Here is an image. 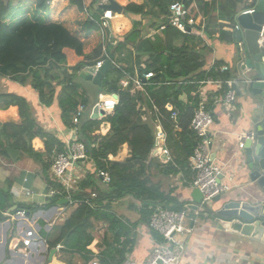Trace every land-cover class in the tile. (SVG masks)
Listing matches in <instances>:
<instances>
[{
    "label": "trees",
    "instance_id": "trees-1",
    "mask_svg": "<svg viewBox=\"0 0 264 264\" xmlns=\"http://www.w3.org/2000/svg\"><path fill=\"white\" fill-rule=\"evenodd\" d=\"M47 1L38 0L37 10L47 9ZM138 1L124 0L121 4L124 15L154 17L155 20L149 23L155 32L150 36L143 34V21L134 20L132 29L124 34L123 39L115 40V44H111L108 50L113 58L116 53L121 55L127 51L126 67L123 65L127 71L141 74L152 72L154 77L144 82L145 91L134 89L132 84L122 89L120 80L123 72L114 65L103 75L101 84H97L95 94L117 96L119 103L112 113L95 119L89 116L77 125L78 140L86 142L88 161L93 162L95 170L88 172L79 181V190L74 193V199L81 202L59 227L58 237L50 242V247L56 248L64 241V250L79 254L84 264L95 261L123 264L127 252L131 251L136 241V224L116 214L113 207L115 201L127 197L135 200L142 206L139 211L148 224L155 204L179 211L184 209L183 203L171 193L165 192L160 181L154 180L152 171L155 169L160 175L167 176L181 169L190 170L189 158L197 144V134L191 128V122L201 103L200 82L208 78H230L228 72H221L224 61H217L208 71L203 70L205 56L202 50H207L204 38L200 34L184 33L170 24L171 4L182 2L187 15L197 20V28H201L207 37H218L228 42L233 41V33L224 27L235 25L240 11L248 7L247 0ZM257 1L254 0V3ZM70 2L77 5L79 11L85 10L83 0ZM13 9L12 0H0V74L10 75L13 80L21 83L30 82L45 106L53 104L55 90L60 87L58 101L61 117L67 126H74L73 115L79 105L87 106L90 103V98L85 96L84 91H80L77 77L86 80L82 69L96 65L102 48L96 49L94 55L86 56L83 42L66 27L59 23L45 24L36 15L33 19L20 18L8 22ZM201 18H206V23ZM163 24L165 28L161 29ZM85 27L88 32L99 30V26L90 19L86 20ZM68 50L71 54L68 61L71 59L69 62H72L74 57L76 61L71 66L67 62ZM181 79H184L183 84L168 83ZM223 90L225 92L227 87L224 86ZM168 104L172 106L170 110L166 107ZM155 105L158 112L154 116L161 119L167 132L166 142L173 154V163L166 165L159 157H152L156 137L151 122H142L136 118L147 112L145 109H154ZM10 106L18 107L19 119L0 120L1 154L14 162L25 157L32 158L41 166L47 189L64 190L60 183L51 181L50 170L56 155L66 150V143L39 125L24 97L0 93V109ZM174 110L178 112L177 121L171 119ZM104 122L110 123L111 131L101 138L96 133ZM37 137L44 142L43 151L34 147L33 141ZM124 144L130 147L129 157L124 160L109 158L117 155ZM99 170H107L111 175L106 188L98 183ZM12 184L8 180L6 188L0 187V220L3 218L2 212L13 205L10 191ZM95 190L98 197L93 199L90 194ZM62 196L57 194L50 197L45 206L49 208L57 204ZM39 207L19 203L17 209L32 213ZM205 212L208 214L207 210ZM97 222H101L106 229L97 242L98 252H94L90 246L96 239L93 231L98 228ZM152 234L159 242L162 241L156 231L152 230Z\"/></svg>",
    "mask_w": 264,
    "mask_h": 264
},
{
    "label": "crops",
    "instance_id": "crops-1",
    "mask_svg": "<svg viewBox=\"0 0 264 264\" xmlns=\"http://www.w3.org/2000/svg\"><path fill=\"white\" fill-rule=\"evenodd\" d=\"M12 1L13 6L16 8L13 9V14L9 17L8 22H13L20 18L33 19L36 15L45 24H62L71 34L78 37L83 42V50L86 56L94 55L96 49L99 47L102 48L101 55L97 60L102 57V54L104 58L103 46H107V52L109 53V46L115 44V40L123 39L124 34L132 29L134 20L144 21L141 27V29L144 30L145 22H147L146 19L150 17V15L143 16L136 14L125 16L124 9L122 13L115 11L116 14L111 19V37L107 39L105 31L97 22L94 21V23L99 26V30L88 32L85 27L87 19L92 20V18H94L98 20L102 17L103 12L106 10L101 8V5L104 4V0H83L85 6L83 12L79 11L77 5L72 4L70 0H48V8L42 11L37 10L38 0ZM116 1L121 5L124 0ZM138 2L142 1L139 0ZM248 3L249 0H247V5ZM95 5H97V7H95ZM128 17H130L131 22ZM201 19L206 23V18ZM233 26H225L224 29L231 32L229 28ZM147 27L149 29L148 31H151L147 36H150L155 32V29L151 28L149 21ZM202 38H204V42L207 45V50H202L205 56L203 70L208 71L217 61H224V65L230 67V70L227 71L230 78L238 81L236 85L237 99L232 107L226 106L223 102L224 86L200 83L199 89L201 102H205L208 105L214 117V122L209 130V137L211 138V156L213 155L214 161L223 168V175L220 181L230 186V189L222 194L223 199L225 200V198L228 199L230 197L238 198L254 191V188H250L252 184L246 171L242 170L245 168V163L244 158L239 152L242 138L252 132L253 126L263 109V99L260 96L254 95L241 77V72L243 70L240 55L238 56L240 53V46L234 41V35L232 42L223 41L218 37L212 39L207 37L206 34H204ZM198 48L202 49V46ZM67 53L68 65H74L76 62L74 61L75 57L72 62H69L68 59L71 54L69 50ZM109 55L126 70L125 63L127 61V51L121 55L116 53L114 58L111 56V53H109ZM124 57L125 59H120ZM121 61L123 63H121ZM86 68L83 69L84 71H82V73L86 72ZM130 73L134 75L137 72ZM124 76L125 74L123 73L121 78ZM257 78H260V76L258 75ZM85 81L87 85H83L84 87H81L80 91H84L85 96L90 98V100L94 96L93 100H95V103L94 101H90L89 103V105L94 103L88 114L92 116L91 113H93L95 105L99 102L96 101L97 98L95 99L97 96V94H95L96 90H92V86H97V84L88 79ZM0 83L3 84V86L0 87V93L15 94L24 97L28 101L32 115L39 125L43 127L45 131L55 134L59 139L65 142L67 146L71 130L74 126H67L61 117L62 111L58 101L60 87H57L55 90L53 104L51 106H45L40 101L38 91L32 87L30 82L21 83L13 80L10 75L0 74ZM107 96H110V94H99V98L101 97V99ZM166 107H168L169 110L172 108L171 104H168ZM145 110L147 112L137 115L136 118L142 122L155 123V137L156 132L159 130L167 133L163 128L161 119L154 116V110ZM87 112L88 108L86 106L83 118L87 115ZM17 119H19L17 106L0 109V120L8 121ZM102 125L103 130L110 128V123L108 122H104ZM35 141H39L43 151V140L37 137L34 139L33 144H35ZM163 144L168 147L166 141H160L159 147ZM124 147H127L126 150L128 151L120 153ZM129 156V145L124 144L114 157L119 160H124ZM152 157H159L164 165L173 163L172 151L171 159L168 160L167 158H163L159 149L155 147ZM81 162L84 168L81 169L78 174H83L85 168L91 172L95 170H92L91 167L93 162L87 160ZM81 166L82 165H80V167ZM157 174L159 179L155 181H160L163 190L171 193L174 198L180 203H183L184 209L189 208L188 213H191L189 219L194 228V232L184 236L187 249L181 264H264V256H261L260 253L256 251L252 243L248 240H242L239 234L224 229L219 224L212 221L205 212L206 209L199 207L198 210H195L190 207L195 203L193 197L195 188H193L191 184L193 176L191 169L187 171L181 169L178 173H170L167 176L160 175L159 173ZM8 180L13 182L10 187L11 202L13 205L2 212L3 218L0 220V264H84L85 261L79 254H71L64 250V241L57 245V252L52 257L51 250L54 248L50 247V242H53L58 237L60 232L58 231L59 227L63 225L65 220L79 204L70 202L62 197L57 204L48 208L45 205L49 201V197L46 196L49 190L47 189V183L41 173V166L30 157H25L14 162L3 156L0 152V187L6 188ZM100 186L106 188L107 184L102 182ZM95 192L97 191L95 190ZM66 200L67 202H65ZM212 202L208 205L212 204ZM19 203L40 207L35 212L31 213L25 211V216H20L18 214L19 210L17 209ZM208 205H206V207ZM220 205H222V202L213 203L212 208L217 209ZM113 207L116 214L122 219L136 224L134 226L136 241L131 251L127 252L125 261L127 259H134L136 262L142 263L154 246L159 243V240L152 234L153 229L148 223L144 222L140 214L139 209L142 208V206L138 205L132 198L127 197L115 201ZM33 229L35 230L33 244L26 246L23 240L27 236V231ZM98 240L99 239L96 238L90 246V249L94 252H98L96 248Z\"/></svg>",
    "mask_w": 264,
    "mask_h": 264
},
{
    "label": "built area",
    "instance_id": "built-area-1",
    "mask_svg": "<svg viewBox=\"0 0 264 264\" xmlns=\"http://www.w3.org/2000/svg\"><path fill=\"white\" fill-rule=\"evenodd\" d=\"M254 3V0H249L248 7L240 11L241 14H254L258 11V5ZM170 11L172 17L170 19V24L178 28L184 33H193L197 28V20L191 16L187 15V10L182 2L172 3L170 6ZM116 14L112 9H106L100 19H94L100 27L105 31L106 38L110 39L111 34V19ZM165 25L161 27L164 29ZM233 35L242 30L239 23L235 24L233 27L229 28ZM102 30V31H103ZM240 46V50L244 47V38L237 42ZM259 45L264 47V23L261 26ZM104 58L102 57L98 60L96 66L99 69L104 65L106 61H110L112 65L122 70L125 74L120 80V85L122 89H127L131 84L136 90H144V82L148 81L150 78L154 77V73L149 72L141 74L140 72L132 75L130 72L126 71L121 67L116 60H113L109 53L107 52V46H103ZM230 70L228 65L221 67V72H227ZM169 84L180 83L183 84V79L179 81L168 82ZM201 84H217L219 86H226L227 90L224 92L223 102L226 106L232 107L237 99L236 85L238 81L236 79H213L208 78L205 81H201ZM119 103V98L117 96H107L102 98L96 105H99V109L103 110L105 114L112 113ZM86 106L79 105L75 115H73L74 127L71 130L70 138L67 142L66 150L64 152L58 153L55 157L54 163L50 170V177L52 182L60 183L64 190H57L51 188L47 197H52L57 194L63 195L62 197L70 202H76L80 204L81 201L74 199V193L79 190V181H81L90 170L85 168L83 174H78L84 165L82 160L85 161L89 159V153L86 149V144L78 140V127L80 121L82 120ZM154 112H158V108L154 106ZM178 112L173 111L171 119L177 121ZM159 118V117H158ZM214 122V117L205 102H201L199 107L196 109L194 117L191 122V128L197 134V144L194 148V152L190 157L189 167L193 173L192 176V187L197 188L202 193V201L199 207L202 209L211 203L213 199L222 195L230 189V186L224 184L220 181L223 175V168L214 161L211 156L210 146L211 138L209 137V130ZM167 134L159 130L156 132L155 147L159 149L161 154H164L168 160L171 159L170 149L163 144L159 147L160 141H166ZM244 147V143H240V148ZM80 165H82L80 167ZM98 176L101 177L102 182L109 184L111 181V175L107 170H99ZM90 197L95 199L98 197V192H92ZM87 201H90L89 199ZM189 208H185L181 211L174 210L169 206L157 204L153 206L152 213L150 215L149 225L150 227L157 231L162 236V241L157 243L146 259L142 263L136 262L134 259H127L123 264H181L185 251L187 249V243L184 240V236L192 234L194 228L190 223L188 217ZM18 214L20 216H25L24 210H19ZM35 235V230L27 231V236L24 238L23 242L26 246L33 244V236ZM60 247V245H59ZM92 264H101L99 261H95Z\"/></svg>",
    "mask_w": 264,
    "mask_h": 264
},
{
    "label": "water",
    "instance_id": "water-1",
    "mask_svg": "<svg viewBox=\"0 0 264 264\" xmlns=\"http://www.w3.org/2000/svg\"><path fill=\"white\" fill-rule=\"evenodd\" d=\"M105 1L108 3L101 5V8L122 13L123 6L117 1ZM238 23L242 30L234 34V41L240 42L244 38V47L239 53L243 70L241 77L248 89L263 99L264 104V47L259 45L261 26L264 23V0H260L256 13L239 15ZM111 67V63L107 61L99 69L95 65L87 67L83 75L93 83L101 84L103 75ZM258 75L260 78H257ZM101 114L105 112L99 109V105H95L91 117L99 118ZM242 142L244 147L239 152L245 163V168L242 170L246 171L252 184L250 188H254V191L248 195L225 198V200L223 195H218L213 199L212 204L203 209L208 211L212 221L224 229L239 234L242 240H248L256 251L264 256V105L252 132L243 137ZM162 157L167 158L164 154ZM193 197L195 203L190 207L198 210L203 195L196 188ZM218 202H222V205L213 209V203ZM56 252V248L52 249L51 257Z\"/></svg>",
    "mask_w": 264,
    "mask_h": 264
},
{
    "label": "rangeland",
    "instance_id": "rangeland-1",
    "mask_svg": "<svg viewBox=\"0 0 264 264\" xmlns=\"http://www.w3.org/2000/svg\"><path fill=\"white\" fill-rule=\"evenodd\" d=\"M14 1H16V0H14ZM13 2V1H12ZM14 8H16V7H14ZM12 14H13V12H12ZM129 19H130V17H128ZM151 20H155V18L154 17H152V16H150L149 17V19H146V21L147 22H145V27H144V30H143V34H145V35H147V34H149V32H151V31H148L149 29H148V21L150 22ZM116 21H118V20H116ZM130 22H131V19H130ZM155 22H158V20H156ZM143 23H144V21H143ZM203 23H205L204 22V20H203ZM193 34H200L201 35V37H203L204 36V31L203 30H201V28H196L194 31H193ZM238 56H239V54H238ZM70 57V56H69ZM69 61H71V59L69 60ZM130 65V64H129ZM83 70V69H82ZM10 71V70H9ZM84 71V70H83ZM72 72V69L70 70V73ZM79 78V79H78ZM77 79H78V82L79 81H81V82H79L80 83V85H81V87H84L83 85H87L86 84V81L84 80V79H81L80 77H77ZM82 83V84H81ZM1 86H3V84L2 83H0V87ZM56 87H57V85H56ZM96 88V86H92V90L93 89H95ZM1 92H3V91H1ZM99 94L100 93H98V95L95 97V99H96V101H100V99H101V97L99 98ZM93 98H94V96H93ZM93 98L90 100V101H94V103H95V100H93ZM94 103H91V105H87V108H88V112H87V115H85V117H84V119H82L81 120V122L83 121V120H85L86 118H88L89 117V111L92 109V106H93V104ZM92 112V111H91ZM92 114V113H91ZM103 116V114H101L100 115V117H102ZM151 124H152V126L154 127V126H156L155 125V123H153V122H151ZM111 130H110V128H107V129H105V130H103V125H101V128H100V130L96 133V134H100L101 135V138H102V136H104V135H106L107 133H109ZM101 138H99V140L101 139ZM85 142V141H84ZM44 143V142H43ZM85 144H86V142H85ZM35 146V148L37 149V150H41L42 151V148H41V146H40V143H39V141H35V144H34ZM126 148L127 147H124V148H122V151L120 152V153H122V152H124V151H128V150H126ZM130 148V147H129ZM115 155H111V156H109V158L111 157V159L112 160H119V159H116V157H114ZM91 167H92V170H94L95 169V166H94V164H92L91 165ZM152 173H153V178H154V180H157V179H159V177H158V172H157V170H153L152 171ZM98 183H100V184H102V179L100 178V177H98ZM191 216V213H188V217H190ZM97 230H94L93 232H94V235H95V237L97 238V239H100V237H102V235H103V233H104V231H105V226H103V224L100 222H97ZM104 230V231H103Z\"/></svg>",
    "mask_w": 264,
    "mask_h": 264
},
{
    "label": "clouds",
    "instance_id": "clouds-1",
    "mask_svg": "<svg viewBox=\"0 0 264 264\" xmlns=\"http://www.w3.org/2000/svg\"><path fill=\"white\" fill-rule=\"evenodd\" d=\"M97 62H98V60H97ZM106 62H107V61H106ZM106 62H105V63H106ZM109 62H110V61H109ZM105 63H104V64H105ZM110 63H111V62H110ZM96 64H97V63H96ZM111 65H112V63H111ZM95 66H96V65H95ZM112 66H114V65H112ZM89 67H90V66H89Z\"/></svg>",
    "mask_w": 264,
    "mask_h": 264
},
{
    "label": "bare ground",
    "instance_id": "bare-ground-1",
    "mask_svg": "<svg viewBox=\"0 0 264 264\" xmlns=\"http://www.w3.org/2000/svg\"><path fill=\"white\" fill-rule=\"evenodd\" d=\"M108 3V1H105L104 4Z\"/></svg>",
    "mask_w": 264,
    "mask_h": 264
}]
</instances>
